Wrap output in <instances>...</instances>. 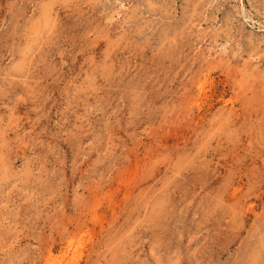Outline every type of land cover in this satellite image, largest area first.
Segmentation results:
<instances>
[{"label": "rangeland", "instance_id": "374dc122", "mask_svg": "<svg viewBox=\"0 0 264 264\" xmlns=\"http://www.w3.org/2000/svg\"><path fill=\"white\" fill-rule=\"evenodd\" d=\"M0 264H264V0H0Z\"/></svg>", "mask_w": 264, "mask_h": 264}]
</instances>
